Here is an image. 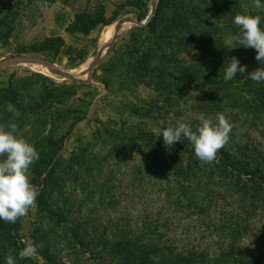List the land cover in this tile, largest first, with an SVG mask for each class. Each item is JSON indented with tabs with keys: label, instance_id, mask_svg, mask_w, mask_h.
Masks as SVG:
<instances>
[{
	"label": "rangeland",
	"instance_id": "obj_1",
	"mask_svg": "<svg viewBox=\"0 0 264 264\" xmlns=\"http://www.w3.org/2000/svg\"><path fill=\"white\" fill-rule=\"evenodd\" d=\"M156 1L155 7L153 0H147V8L139 11L134 5H141L142 0H68L53 4L31 0L19 16L10 44L0 48V60L31 55L49 58L63 70L90 66L100 53L101 34L107 27L116 26L125 18L146 21L153 11L143 24L134 23L119 33L115 44L95 69L90 85L79 83L81 85L71 91L59 92L62 104L51 113L65 114V108L70 105L76 112L66 115L80 120L66 136L61 158L58 157L54 165V175L45 183L47 187L39 185L41 183L34 185L39 189L38 196L44 197L47 206L52 200L53 207L46 210L39 205L37 197L28 214L17 220L18 233L12 239L2 241L3 252L13 257L16 264H110L109 246L115 241L113 235L145 232L153 230L154 226H164L163 242L179 246L195 243L198 247L212 249L210 251L219 245V237L212 235L214 226L203 225L198 216L185 219L180 226L173 220L166 222L165 217L172 218L169 216L171 209L161 190L171 175L165 169L160 170L154 158L160 157L167 162L176 152L186 162L196 158L191 144L179 142L171 148L165 146L158 130L181 117L187 118L193 127L201 116L215 123L216 114L222 112L233 124L229 143L224 148L235 151L241 143L255 141L259 152L264 154V126L261 121L251 125L249 112L252 111L243 107L249 106L244 103L250 101L252 81L240 75L238 81L233 78L223 85L224 71L220 68L223 65L225 68L227 62L221 63L220 58L212 57L207 51L188 47L190 54L187 55L172 49L176 52V66H192L197 72L196 80L175 81L166 75L167 68L161 73L154 66L145 68L146 65H142L149 48L156 43L164 44L148 30L160 4V0ZM190 2L199 4L198 0H165L167 7L163 21L167 24L160 31H166V25L179 15L186 21L196 20L193 12L200 9L194 11ZM230 8L231 5L224 9L227 17L207 8L204 14L209 17L206 16L210 25H204L222 36L226 44L232 45L235 36L228 27L232 18ZM241 8L245 15L256 14L264 20V9L255 7L254 0L242 1ZM78 17L82 23H77ZM73 24L81 25L84 32L71 31ZM184 32L172 31L169 41L176 44ZM189 32L187 41L194 33ZM53 36L64 40V46L55 57L33 52L34 46ZM200 36V33L196 34L197 38ZM230 56L239 59L241 65L252 61L248 48ZM250 63L246 72L256 69ZM172 64L163 65L170 67L178 78V69ZM41 76L50 78L57 86H72L73 81L52 72L48 74L30 65H15L0 69V88L27 81L28 87L21 91V100L25 99L28 104L32 99L39 100ZM65 126L59 135L66 131L68 125ZM50 129L47 125L44 133ZM241 129H246L243 135ZM42 132L41 128L36 131L32 126L24 125L18 134L40 153ZM259 163L264 167V160ZM32 177L30 170V179ZM65 215L72 220V225H64L68 219ZM255 216L241 243L250 252L259 254L264 253V211H258ZM29 240L39 245L38 252L30 259L21 260L19 251Z\"/></svg>",
	"mask_w": 264,
	"mask_h": 264
},
{
	"label": "trees",
	"instance_id": "obj_2",
	"mask_svg": "<svg viewBox=\"0 0 264 264\" xmlns=\"http://www.w3.org/2000/svg\"><path fill=\"white\" fill-rule=\"evenodd\" d=\"M29 1L31 0H0V48L10 44L19 16ZM36 1H46L53 4L57 1L67 2L68 0ZM146 1L142 0L141 5H134V7L143 11L147 8ZM198 1L197 6L195 2L189 3V6L194 7V11L200 9L199 12H193L196 20L191 22V20L186 21L182 15L176 16L168 24L169 26L166 25V31L161 32L160 28L167 24L163 21L165 19L164 10L167 6L165 0H160L152 22L148 25V30L156 35L158 41L160 40L164 44L159 46L156 43L148 49L145 55L143 54L145 61H141V63L146 65L145 68L154 66L161 73L166 72L164 68H167L168 74L166 73V75L175 81L181 79L188 81L190 78L196 80L197 72L192 69V66H176L178 61L176 52L172 51L173 47L174 50L184 51L187 55L190 54L188 47L191 50L207 51L212 57L220 58L221 63H226L227 59L232 57H228L231 53L243 51L245 48L243 45H239L236 41L232 45L226 44L222 36H217L213 30L207 29L204 24L207 26L210 24L204 11L210 7L218 13L222 12L223 16L227 17L228 14L224 9L231 5L232 18H230L228 27L236 36L239 33V28L234 24V17L238 13L245 15L241 3L246 0ZM260 3L264 5V0H260ZM262 8L264 9V7ZM252 15L255 16L256 14ZM79 22L82 23V20L78 17L77 23ZM80 27L81 25L73 24L70 30L84 32V29ZM260 27L264 29V20H261ZM178 30H185V32L183 35L181 33L182 37L177 39L176 44H174L169 41L170 34L172 31ZM189 31L194 33L192 39L187 41L185 39L187 35H190ZM198 33L201 34L200 38L196 37ZM63 46L64 40L61 37L53 36L46 38L43 43L34 46L32 50L38 53H48L55 57ZM248 49L252 61L251 63L247 62V64L253 65L252 68L260 67V62L255 59V49ZM158 61H160L159 65ZM167 62L173 63L172 65L177 67L178 78L174 76L170 67L163 65ZM247 64L245 65L247 66ZM220 69L224 71V65ZM237 76H240V73L234 77L236 81H238ZM225 82L228 81L224 80L222 84L226 85ZM78 85L81 84L72 82L70 87L57 86L50 78L41 76V87L38 91L39 100L32 99L31 103L28 104L25 99L21 100L23 98L21 91L28 87L27 81L20 82L15 86L11 83L7 88H0V124H6L11 119L18 125L19 129L24 125H30V128L32 126L36 131L39 128L43 129V139L39 143L40 158L30 168L33 173V177L30 179L32 185L41 183L39 185L47 187L45 183L51 181L54 175V165L57 158H61L60 151L66 136L79 123L80 119L66 115L76 112L75 108L70 105L65 108V114L55 113L54 115L51 113L57 110L56 106L62 104L59 92L62 90L71 91L73 87ZM249 95L250 101L243 102L246 105L249 104V106L243 107L252 111L249 112L252 115L249 123L255 126L261 121L264 126V82L252 81L249 86ZM9 103L14 106V112L10 113L6 110ZM47 125L52 129L45 134ZM65 125H68L66 131L59 135L58 132ZM180 143L190 144L187 140ZM255 155L260 156L256 158ZM165 160L160 157L154 158L155 165L160 170L165 169L171 175L167 184H162L161 190L165 196L164 201L169 204L171 209L169 216L171 215L172 218L165 217L166 222L173 220L180 226L185 219H193L198 216V220L203 225L214 226L215 232L212 235L219 237V245L215 250L210 251L212 249L198 247L195 243L179 246L176 243L163 242V236L166 235L164 226L157 227L148 222L154 226L153 230L131 232L130 234L129 232H122L120 235H113L115 241H112L109 246V255L112 260L110 264L114 262L116 264H264V253L254 254L241 243L247 237L251 222L257 217L255 214L258 211H264V167L259 163L260 160H264V154L259 152L255 141H252V144L241 143L235 151L221 149L217 154L216 161L212 164H202L197 159L186 162L178 152L171 154L167 162ZM42 177L44 180H41ZM38 203L40 206H44L46 210L53 207L52 200L47 206L44 197L41 195L38 196ZM65 216L68 219L65 220L64 225H72L69 216ZM158 221L161 222V219ZM74 223L77 224V222ZM17 224V221L13 224L0 219V264H6L7 257L6 252L2 250V241L4 239L10 240L18 233Z\"/></svg>",
	"mask_w": 264,
	"mask_h": 264
},
{
	"label": "clouds",
	"instance_id": "obj_3",
	"mask_svg": "<svg viewBox=\"0 0 264 264\" xmlns=\"http://www.w3.org/2000/svg\"><path fill=\"white\" fill-rule=\"evenodd\" d=\"M254 5L257 8L264 7L260 0H254ZM234 24L239 28L235 41L245 48L255 49V59L261 66L246 72V65H241L236 57H230L224 68V80L230 81L240 73L245 79L264 82V29L260 27L261 17L238 13L234 17ZM6 110L11 113L15 108L9 103ZM232 129L233 124L225 114L218 112L215 123L201 116L193 127L187 118L181 117L175 123L159 129L158 133L162 135L168 148L187 140L198 161L212 164L216 161L218 152L229 143ZM245 131L246 129H241V135ZM18 133L19 128L14 120L0 124V219L13 224L28 214L39 195V189L30 183V168L39 159V153L34 145ZM38 248L39 245L31 240L27 241L19 251V258L30 259L37 254ZM6 264H16V261L7 256Z\"/></svg>",
	"mask_w": 264,
	"mask_h": 264
},
{
	"label": "water",
	"instance_id": "obj_4",
	"mask_svg": "<svg viewBox=\"0 0 264 264\" xmlns=\"http://www.w3.org/2000/svg\"><path fill=\"white\" fill-rule=\"evenodd\" d=\"M154 6L156 7V5H154ZM152 15H153V11L150 12L146 21ZM146 21H141L139 19H133V18H125L122 21L118 22L116 25L115 36L112 38L110 43L104 49H102V51L100 50V53L95 58V60H93V62H91L90 66H89V70H88V78H86V79H82L81 77H77V76L71 74L69 70H63L61 68L56 67L54 62H52L49 58H46L43 56L17 55V56L9 57L6 59H1L0 60V69L10 67V66H15V65H32V64L43 65V66H47L50 69V71L56 76L66 78V79L71 80V81L76 82V83H87V84H89V83L94 81L95 69L99 66V64L101 63L105 54L109 53L110 49L115 44V42L117 40V36L123 30L124 24L129 23V22H133V23L139 25V24H143V22H146Z\"/></svg>",
	"mask_w": 264,
	"mask_h": 264
},
{
	"label": "bare ground",
	"instance_id": "obj_5",
	"mask_svg": "<svg viewBox=\"0 0 264 264\" xmlns=\"http://www.w3.org/2000/svg\"><path fill=\"white\" fill-rule=\"evenodd\" d=\"M156 0H153L152 5L154 6L156 4ZM134 25L133 22H129L124 24L123 26V30L121 32H124L125 30H127L128 28L132 27ZM116 34V26L112 25L107 27L101 34V38H100V50L102 51V49H104L112 40V38L115 36ZM105 52V51H104ZM32 68H35L36 70H41L45 73H50V69L47 66H43V65H36V64H32L30 65ZM56 67L61 68L59 65L55 64ZM89 64L84 65L80 68H76V69H69L70 73L77 76V77H81V78H87L88 76V70H89Z\"/></svg>",
	"mask_w": 264,
	"mask_h": 264
}]
</instances>
